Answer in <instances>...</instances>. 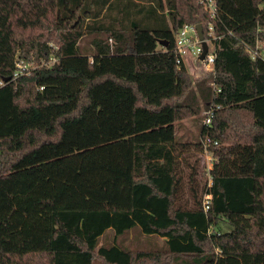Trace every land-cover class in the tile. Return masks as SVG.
<instances>
[{"label":"trees","instance_id":"1","mask_svg":"<svg viewBox=\"0 0 264 264\" xmlns=\"http://www.w3.org/2000/svg\"><path fill=\"white\" fill-rule=\"evenodd\" d=\"M205 2L0 0V264H264V61L246 50L264 45V0L219 1L217 18ZM197 23L214 25L215 59L192 79L174 43ZM16 51L43 61L13 78ZM205 137L209 186L192 158ZM135 227L164 248L116 241Z\"/></svg>","mask_w":264,"mask_h":264},{"label":"rangeland","instance_id":"2","mask_svg":"<svg viewBox=\"0 0 264 264\" xmlns=\"http://www.w3.org/2000/svg\"><path fill=\"white\" fill-rule=\"evenodd\" d=\"M222 1H228V0H219ZM217 0L215 4L217 5L219 3ZM227 3V2H225ZM245 14H248V8L244 10ZM252 22V23H251ZM249 23L252 25L254 24L252 21V18H250ZM228 26V25H227ZM3 28V27H2ZM0 28V48H4V45L7 42V34L5 29ZM252 28H255V25H253ZM231 29V28H229ZM52 43V42H51ZM85 45V44H84ZM43 59H41V62ZM52 62V60H49ZM40 63L38 61H35L34 58H26L22 56L19 51H16V54L13 59V64L16 67V71L18 70H25L29 68L31 70L32 68H35L36 66H39ZM183 63L185 64V67L187 69V72L190 76V78H198L200 75L203 74L204 71H206L205 67L202 63L195 60L194 58H185L183 60ZM201 114L190 117L188 119H185L183 121L176 123V135L175 138L177 140H187V141H193L194 139L198 138L199 136V125L201 122ZM199 158L200 159V165L205 164L207 157L205 156V153L198 152L193 154L192 158ZM213 227V229H212ZM211 229L213 233L215 232H224L230 229V226L224 222H219L217 226H212ZM114 240V232L112 229H107L103 232V234L100 236L99 244H111ZM116 241L121 242L123 245L129 247L130 249H145V250H154L158 251L163 249V239L158 236H152V235H144L138 228H132L131 230L127 231L124 235L117 237ZM160 262L167 264L168 259L166 256L162 255L159 259ZM93 264H106L102 259L95 257Z\"/></svg>","mask_w":264,"mask_h":264},{"label":"built area","instance_id":"3","mask_svg":"<svg viewBox=\"0 0 264 264\" xmlns=\"http://www.w3.org/2000/svg\"><path fill=\"white\" fill-rule=\"evenodd\" d=\"M205 9H207L212 18H217L219 14V7L216 6L214 0H206L205 2ZM261 9H264V4L261 6ZM203 31V29H202ZM216 38L215 28L212 23H208L205 33L203 32V40L207 44V51L203 57V59H199V56L202 52L201 40L197 36V31L195 29V24H184L180 27L175 36V43H174V53L176 56V62L180 63L183 62L185 58H194L195 60L199 61L203 64L206 71H211L212 66L215 59V49H214V40ZM246 50L250 55L251 59L256 60L259 59L264 61V45L260 42H256V44L251 47L246 45ZM53 61V59H51ZM28 73V68L25 70H18L13 73V78H16L18 75ZM6 81L4 79H0V85H3ZM208 84L211 86L214 92H219L220 88L216 86L214 81L210 79ZM219 108V105L210 104L207 109L203 111V118L202 123L204 125H208L213 118L215 111ZM213 143L216 144L217 142H211L209 137H205L202 140L203 146V153L207 157V160L204 164L205 173L208 175V186L211 184V179L209 176V170L212 167L213 163V156L212 153L209 151V145ZM210 205V194L206 192L203 195L202 199V208L204 211H207ZM212 226L209 227L208 233H210L213 229Z\"/></svg>","mask_w":264,"mask_h":264},{"label":"water","instance_id":"4","mask_svg":"<svg viewBox=\"0 0 264 264\" xmlns=\"http://www.w3.org/2000/svg\"><path fill=\"white\" fill-rule=\"evenodd\" d=\"M195 29H196V31H197V36H198V38L202 41V42H201L202 52H201V54H200V56H199V59L201 60V59H203V57H204V55H205V53H206V51H207V44H206V42L203 40L202 25H201L200 23L195 24Z\"/></svg>","mask_w":264,"mask_h":264},{"label":"crops","instance_id":"5","mask_svg":"<svg viewBox=\"0 0 264 264\" xmlns=\"http://www.w3.org/2000/svg\"><path fill=\"white\" fill-rule=\"evenodd\" d=\"M216 6L219 7V4H217ZM234 6H235V5H234ZM235 7H236V6H235ZM234 21L237 22V20H234ZM221 23H222V24H221V25H222V26H221L222 28H220V30H222V31H224V30H225V31H227V30H232V29H229V27H227L223 22H221ZM254 29H255V28H254Z\"/></svg>","mask_w":264,"mask_h":264}]
</instances>
